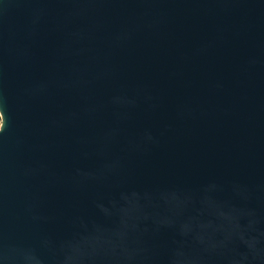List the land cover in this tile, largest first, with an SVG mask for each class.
Listing matches in <instances>:
<instances>
[{
  "label": "water",
  "instance_id": "1",
  "mask_svg": "<svg viewBox=\"0 0 264 264\" xmlns=\"http://www.w3.org/2000/svg\"><path fill=\"white\" fill-rule=\"evenodd\" d=\"M0 264H264V0H0Z\"/></svg>",
  "mask_w": 264,
  "mask_h": 264
}]
</instances>
